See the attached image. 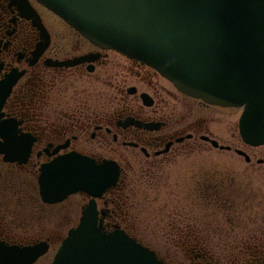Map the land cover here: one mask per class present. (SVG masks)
I'll list each match as a JSON object with an SVG mask.
<instances>
[{
    "label": "flooded vegetation",
    "instance_id": "obj_1",
    "mask_svg": "<svg viewBox=\"0 0 264 264\" xmlns=\"http://www.w3.org/2000/svg\"><path fill=\"white\" fill-rule=\"evenodd\" d=\"M215 108L221 107L181 93L153 68L93 44L36 0H0V244L42 242L48 246L42 258L53 256L72 226L62 234L33 233L24 221L39 218L40 207H64L59 219L73 220L71 198L80 199L78 220L86 195L44 204L38 193L40 167L65 155L119 167L118 182L95 204L108 230L128 233L117 219L129 172L154 179L184 151L217 141L205 116ZM242 146L246 156L233 151L247 165L264 164L263 146ZM209 179L206 187L225 184L215 174ZM253 232L241 245H226L229 254L222 258L200 239L185 240L182 248L191 255L188 264H264V231Z\"/></svg>",
    "mask_w": 264,
    "mask_h": 264
},
{
    "label": "water",
    "instance_id": "obj_2",
    "mask_svg": "<svg viewBox=\"0 0 264 264\" xmlns=\"http://www.w3.org/2000/svg\"><path fill=\"white\" fill-rule=\"evenodd\" d=\"M37 1L91 42L153 67L182 93L242 108V141L264 144V0ZM118 177L117 165L77 156L41 166L43 202L76 192L92 197L50 264H163L122 230L106 232L98 221L94 199ZM46 249L0 244V264H32Z\"/></svg>",
    "mask_w": 264,
    "mask_h": 264
},
{
    "label": "rangeland",
    "instance_id": "obj_3",
    "mask_svg": "<svg viewBox=\"0 0 264 264\" xmlns=\"http://www.w3.org/2000/svg\"><path fill=\"white\" fill-rule=\"evenodd\" d=\"M58 29L63 33L62 27ZM208 112L205 116L211 122L206 126L220 145H231V151L219 150L210 144L200 145L184 151L154 179L136 171L129 172L128 188L118 202L123 220L118 218L117 222L169 264L189 263L191 255L182 248L185 240L200 239L222 258L229 254L226 245H241L254 230L264 231V164L247 165L233 151L244 150L237 132L241 109L215 108ZM260 150L264 151V145ZM213 174L217 180L224 178L225 184L216 181L220 200L208 201L200 198L199 193L206 191L202 188ZM222 197L228 199L224 204H220ZM71 201L76 202L69 206L74 212L73 220L59 219L64 207L55 210L40 207L39 218L24 221L25 228L32 230L33 227V233L37 229L43 234L49 229H61L60 234L65 233L77 222L80 199L71 198ZM49 255L52 258V253ZM48 258H42L40 264L50 262Z\"/></svg>",
    "mask_w": 264,
    "mask_h": 264
},
{
    "label": "trees",
    "instance_id": "obj_4",
    "mask_svg": "<svg viewBox=\"0 0 264 264\" xmlns=\"http://www.w3.org/2000/svg\"><path fill=\"white\" fill-rule=\"evenodd\" d=\"M210 179H209V177L207 178V181H209ZM202 181H204V179L202 180ZM206 184H207V182H206ZM202 189H206V191H204V192H200L199 193V197L200 198H203V199H205V200H210V199H218L219 197H220V195H219V191H220V189H217V187L215 188H212V187H206L205 186V188L203 187ZM225 189V188H224ZM220 204H224V200L223 201H221L220 202Z\"/></svg>",
    "mask_w": 264,
    "mask_h": 264
}]
</instances>
